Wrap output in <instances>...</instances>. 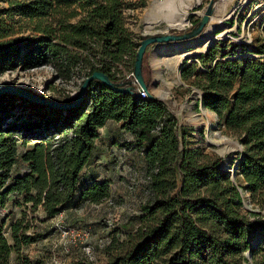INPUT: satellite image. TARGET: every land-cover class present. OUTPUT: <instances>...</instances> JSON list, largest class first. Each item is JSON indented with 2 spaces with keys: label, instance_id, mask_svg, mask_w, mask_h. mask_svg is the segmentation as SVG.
I'll use <instances>...</instances> for the list:
<instances>
[{
  "label": "trees",
  "instance_id": "16d2710c",
  "mask_svg": "<svg viewBox=\"0 0 264 264\" xmlns=\"http://www.w3.org/2000/svg\"><path fill=\"white\" fill-rule=\"evenodd\" d=\"M3 1L6 15L23 18L33 32L10 36L13 25L0 21V73L50 63L66 78L77 67L86 75L99 69L118 82L119 65L129 61L132 69L139 42L125 24L124 0ZM257 46L264 50V44ZM246 52L244 44L215 39L190 55L180 72L202 90L204 106L242 143L239 184L221 167V156L209 158L184 142L185 130L178 131L163 100L94 78L80 101L67 107L0 92V207L10 192H17L28 209L41 207L52 217L65 207L107 198L109 180L83 179L81 170L91 159L100 127L112 119L132 133V140L122 144L142 154L152 195L141 204L140 223L129 237L113 238L118 248L106 261L73 264H247L243 251L250 234L257 237L252 261L264 264V218L242 209L237 188L264 202V57ZM142 74L150 92L152 70L143 61ZM18 132L38 141L19 154L27 171L11 174ZM29 225L24 216L13 219L9 240L0 218V264H44L22 251L39 235L28 232Z\"/></svg>",
  "mask_w": 264,
  "mask_h": 264
},
{
  "label": "rangeland",
  "instance_id": "374dc122",
  "mask_svg": "<svg viewBox=\"0 0 264 264\" xmlns=\"http://www.w3.org/2000/svg\"><path fill=\"white\" fill-rule=\"evenodd\" d=\"M157 1L158 4L155 3ZM176 1L172 0L168 5V0H124L122 11L125 24L134 38L140 42L144 37V32L159 29L173 32L187 29L195 24L194 20L199 19L209 2V0H184L187 3L189 22L182 27L167 26L166 22L162 21L146 29L147 9L153 7L154 14L160 11L172 12L177 9ZM246 1L214 0L211 17L220 19L225 26L216 23L210 17L205 31L213 26V33L220 35L226 27L229 30L227 34L216 40L227 39L244 44L248 49L245 54L261 58L264 57V50H260L257 43L264 44V0ZM7 4V1L0 0V21L13 25L15 32L10 36L33 32L23 18L18 19V15L10 18L6 15L2 8ZM150 49L151 46L146 48L143 64L149 65L152 76H155V84L151 86V90L162 96L168 110L175 115L178 131L180 132L181 128L185 130L184 142L189 146H198L209 158L223 155L228 158V163H232L238 158L240 152L237 136L219 123L218 117L214 118L210 126L202 125L199 128L188 122V114L199 115L201 113L200 96L195 91L196 86L185 81L181 75V83L176 82V75L170 66L165 63H155L154 59L150 60ZM192 58L189 56L182 63H188ZM129 65V61L124 65H119L121 70L116 75L122 76L129 73ZM200 68L204 67L200 66ZM85 76L84 69L75 67L71 70L70 76L66 78L58 75L52 64L46 63L26 69H8L0 73V85L13 83L46 97L64 98L66 95L72 96L77 92ZM9 120L11 117L6 119V121ZM119 129L114 131L117 138L123 139L131 135L130 140L124 141L132 140L131 132L121 126ZM211 131L221 133L230 139L229 153L224 155L217 152L215 145L208 141ZM17 136L19 152L10 170L11 174L27 171V165L19 154L31 143L38 141L35 138L23 136L21 132H18ZM99 150L98 147L97 151ZM101 160L105 162L104 165H100L101 168L106 167V171L102 168V172L105 173L104 177L110 182V195L107 198L98 203H77L69 206L70 208L65 207L52 217H46L41 207L31 211L23 202L21 194L10 192L6 203L0 207V218L4 220L3 230L6 237L11 240L9 234L11 221L24 216V219L30 222L27 231L39 234L35 241L22 247V251L31 258L42 259L44 264H73L76 260L84 259L97 262L106 261L110 254L118 248L116 243L112 244L113 238L125 241L129 237V234L140 223L138 215L141 212V204L148 200L152 193L148 186L145 163L139 150L135 149L131 154L120 157L117 155H112L110 158L102 156ZM240 178L237 173L233 176L238 184ZM242 196V209L258 212L264 218V202L252 199L247 191H244Z\"/></svg>",
  "mask_w": 264,
  "mask_h": 264
},
{
  "label": "water",
  "instance_id": "95a60500",
  "mask_svg": "<svg viewBox=\"0 0 264 264\" xmlns=\"http://www.w3.org/2000/svg\"><path fill=\"white\" fill-rule=\"evenodd\" d=\"M213 4H214V0H209L205 10L201 13L196 23L187 29H182L181 31H173V32H169L167 31V29L166 30L159 29L153 32H144L143 33L144 37L141 38L139 45L137 47V50L135 52V55H134V62H133V67H132L133 74L135 77L134 81H132L131 79H126L124 81L121 80L118 82H114L112 79H110V77L105 72L99 69H94L93 71H91L90 74L84 77L83 81L79 85L77 92L74 94L73 99L70 101H66V100H62L58 98L46 97L31 89H28L26 87L13 84V83H7V84L0 85V92L15 93L23 97H26L28 99H31L33 101H37L40 103H46V104H49L55 107H67L70 105H75L76 103L80 101L89 82L94 78L99 79L101 82L117 90H132L133 91L136 89V83H138L142 88L146 89V84L144 82V78L142 74L143 54L146 48L148 46H151L150 52L158 54L160 56L163 55L162 52L165 50H169L170 55H173V54L182 52L183 50L185 51L188 48H191L193 45L192 44L193 41L196 40L197 38H200L204 34L206 25L213 11ZM217 38L219 37L212 39L203 50H200L198 52L206 50L207 47L212 42H214V40ZM192 54H196V53H192ZM189 56L190 54L184 55L181 61L179 62L178 64V75L179 76L181 72L182 61ZM153 84H155V76H153V81L151 82V86ZM195 91L199 93L200 104L204 106L201 100L202 90L198 87H195ZM148 96H153V97H156L162 100V96L160 94H157L153 90L148 92ZM204 107L207 108L206 106ZM207 109L213 112L214 116L217 117V114L213 110L209 108ZM239 145H240V149H239L240 153L236 160H234L232 163H228V158L222 155V159L220 162L221 167L229 172V175L232 181H234L233 176L236 173L238 161L240 160L242 156L243 145L240 141H239ZM237 188L240 192V195L242 196L244 190L242 189L241 186H237ZM242 201H243V198H242ZM256 238L257 237H253L252 234L248 235L247 237L249 241V246L246 250L243 251V254L247 259V264H254L251 258L252 256L251 248L254 245Z\"/></svg>",
  "mask_w": 264,
  "mask_h": 264
},
{
  "label": "bare ground",
  "instance_id": "6f19581e",
  "mask_svg": "<svg viewBox=\"0 0 264 264\" xmlns=\"http://www.w3.org/2000/svg\"><path fill=\"white\" fill-rule=\"evenodd\" d=\"M172 0H168V5L171 4ZM246 1V0H244ZM177 9L175 11L169 12H163L160 11L158 13L154 14V8L151 7L147 9L146 11V19H145V27L146 29H149L151 26L154 27V23L158 22H166L169 26H179L182 27L186 25L189 22V18L187 17V3L184 2V0H177ZM247 2V1H246ZM158 4V1L155 2ZM173 3V2H172ZM179 5V8H178ZM163 9V8H162ZM159 10V9H158ZM211 19H214L216 23H220L221 25L225 26L224 23L221 22L220 19L211 17ZM213 27V26H212ZM212 27H209L207 31L196 40L193 41V45L191 48H188L187 50H183L182 52L170 55L169 50H165L162 52V61L166 65L170 66L174 70V75H176L175 81L181 83L180 76L178 75V64L181 61L182 57L186 54L192 55V53H196L200 50H203L206 45L214 38L221 37L227 34L229 31L226 27H224V31L220 35H216V33H213ZM173 75V76H174ZM197 94H199L196 91ZM188 122H190L193 126L196 128H199L202 125L210 126L212 124V121H214V114L213 112L209 111L207 108L201 105V113L199 115L195 114H188ZM208 141L211 144H214L216 147L217 152L221 154H227L231 150L229 146V138H226L221 133L211 131L208 135ZM236 175V174H235Z\"/></svg>",
  "mask_w": 264,
  "mask_h": 264
},
{
  "label": "crops",
  "instance_id": "0c3cea01",
  "mask_svg": "<svg viewBox=\"0 0 264 264\" xmlns=\"http://www.w3.org/2000/svg\"><path fill=\"white\" fill-rule=\"evenodd\" d=\"M150 60L154 59L155 63H163L162 56L149 52ZM120 127V121L115 120H107L105 124L100 127L99 136L95 140V146L92 152V156L90 161L84 165V167L81 170L82 178H91L96 177L97 179H103L104 174L102 172L103 170L106 171V167H102L100 165H104V161L101 160L102 156H105L106 158H110L112 155H127L131 154L133 148L122 145L124 140H130L131 135L129 137L119 139L117 138V135L114 133L116 129H119ZM120 130V129H119ZM98 147L100 148L99 151H97Z\"/></svg>",
  "mask_w": 264,
  "mask_h": 264
},
{
  "label": "built area",
  "instance_id": "2783aa9c",
  "mask_svg": "<svg viewBox=\"0 0 264 264\" xmlns=\"http://www.w3.org/2000/svg\"><path fill=\"white\" fill-rule=\"evenodd\" d=\"M129 71H130L129 73L120 76V80L131 79L132 81H134L135 77L133 74V69H129ZM136 92L140 96H148V90L142 88L138 83H136Z\"/></svg>",
  "mask_w": 264,
  "mask_h": 264
}]
</instances>
